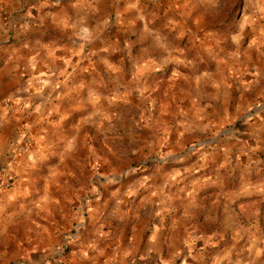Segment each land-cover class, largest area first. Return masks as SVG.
<instances>
[{
    "label": "rangeland",
    "instance_id": "obj_1",
    "mask_svg": "<svg viewBox=\"0 0 264 264\" xmlns=\"http://www.w3.org/2000/svg\"><path fill=\"white\" fill-rule=\"evenodd\" d=\"M148 10L95 39L87 66L81 53L51 72L3 71L14 89L0 86V182L12 179L0 264L111 263V248L130 253L152 227L175 233L181 258L251 222L264 237V150L249 149L264 98L232 64L264 50V0H188L174 22ZM64 82L71 97L57 103ZM225 205L239 207L240 231L218 220Z\"/></svg>",
    "mask_w": 264,
    "mask_h": 264
},
{
    "label": "crops",
    "instance_id": "obj_2",
    "mask_svg": "<svg viewBox=\"0 0 264 264\" xmlns=\"http://www.w3.org/2000/svg\"><path fill=\"white\" fill-rule=\"evenodd\" d=\"M187 4L188 0H158L155 4L148 3L146 0H0V54L4 53L0 62V86L14 89V78L3 77L5 70H12L14 73L20 69H25L29 73H33V70L51 72L67 63L74 64L73 60L78 59L81 53L87 55L84 59L80 57L83 60L81 65L87 66L88 62L91 63L88 55L96 48L95 39L106 40L113 35L118 37L123 29H128L129 23L138 22V20L140 22L144 15L148 14L149 7L155 8L158 16H167L169 22L170 19L174 22L175 18L177 19L174 13L176 6ZM184 16L181 15L179 19ZM187 18L185 17L184 20ZM63 39L69 41L65 44ZM18 41L23 42L21 44ZM88 43L90 46H86ZM15 46L18 47L17 51ZM11 48L13 51L10 50ZM248 54L247 61L239 58L232 64L239 70L253 71L250 92H254L252 90L255 89V93L262 94L264 98V83L255 84V78L259 76L264 78V50L256 47L249 50ZM66 86L68 87V84L65 82L61 84V89L56 94L57 103L71 97L72 90H67ZM47 108L55 110L51 104ZM41 113L44 116L46 112ZM67 114V112L62 113V115ZM262 114L264 111L259 112V117H264ZM30 123L33 124L32 121ZM261 126L251 133L254 139L249 142V149L254 152L264 150L261 147L264 146V124ZM237 145L239 147L240 143ZM2 146L3 136L0 134V148ZM1 153L0 149V156ZM19 159L9 160L8 164L17 168V165L22 164L24 160L21 157ZM9 167L8 165L7 168ZM250 192L247 197L250 196ZM9 197L10 195L1 193L0 204ZM219 210L221 216L219 215L218 220L222 221L221 224L230 219L232 230L240 231L241 225L237 221L239 207L225 205ZM210 220L212 222L213 218L208 217L207 221ZM252 223L254 222L250 223L251 226L247 225L245 232L231 234L228 238L229 242L215 241L213 247H204L196 254H192L190 250L192 245H189L190 252L183 258L176 255L175 233L171 231L170 234L168 231L165 234L163 227H152L151 231L139 240L140 245H136L138 247L133 246V240L128 243L129 246L131 245L130 253L133 256L128 257L130 253H123L126 249L118 244L110 249L112 254L108 255V258H111V263L102 262L100 259L93 264H264V237L256 236L253 229L255 225ZM210 250L213 252L205 256V253ZM89 260L91 259L87 257L83 262L81 258H76L74 264H91Z\"/></svg>",
    "mask_w": 264,
    "mask_h": 264
},
{
    "label": "built area",
    "instance_id": "obj_3",
    "mask_svg": "<svg viewBox=\"0 0 264 264\" xmlns=\"http://www.w3.org/2000/svg\"><path fill=\"white\" fill-rule=\"evenodd\" d=\"M147 1L149 3H152V4L158 2V0H147ZM5 176H8V173H4V180H3V182H0V188L3 187V186H9V185H11V180H12L11 177L10 176L5 177Z\"/></svg>",
    "mask_w": 264,
    "mask_h": 264
}]
</instances>
